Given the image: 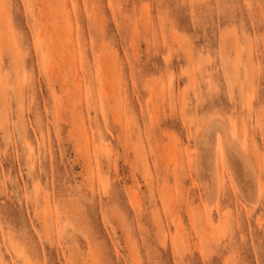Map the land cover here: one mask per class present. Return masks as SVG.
Wrapping results in <instances>:
<instances>
[{
    "label": "rangeland",
    "instance_id": "rangeland-1",
    "mask_svg": "<svg viewBox=\"0 0 264 264\" xmlns=\"http://www.w3.org/2000/svg\"><path fill=\"white\" fill-rule=\"evenodd\" d=\"M215 116L264 183V0H0V264H264Z\"/></svg>",
    "mask_w": 264,
    "mask_h": 264
},
{
    "label": "bare ground",
    "instance_id": "bare-ground-1",
    "mask_svg": "<svg viewBox=\"0 0 264 264\" xmlns=\"http://www.w3.org/2000/svg\"><path fill=\"white\" fill-rule=\"evenodd\" d=\"M193 152L196 155L198 178L203 186L209 210L220 212L225 194L226 169L233 189H238L243 199L252 207L261 204L264 183L260 173L250 158L238 130L231 128L223 117H213L198 130Z\"/></svg>",
    "mask_w": 264,
    "mask_h": 264
}]
</instances>
